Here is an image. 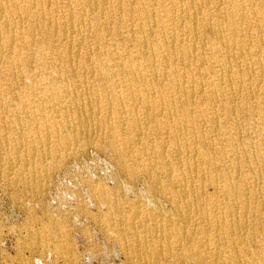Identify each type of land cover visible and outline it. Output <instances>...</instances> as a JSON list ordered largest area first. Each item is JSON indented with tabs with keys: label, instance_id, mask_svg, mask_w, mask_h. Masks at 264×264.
<instances>
[{
	"label": "bare ground",
	"instance_id": "6f19581e",
	"mask_svg": "<svg viewBox=\"0 0 264 264\" xmlns=\"http://www.w3.org/2000/svg\"><path fill=\"white\" fill-rule=\"evenodd\" d=\"M0 119L5 166L90 136L132 159L180 217L136 248L190 216L202 247L264 245V0H0Z\"/></svg>",
	"mask_w": 264,
	"mask_h": 264
},
{
	"label": "rangeland",
	"instance_id": "374dc122",
	"mask_svg": "<svg viewBox=\"0 0 264 264\" xmlns=\"http://www.w3.org/2000/svg\"><path fill=\"white\" fill-rule=\"evenodd\" d=\"M64 105L55 102L56 108ZM79 113L71 110L69 116ZM17 116L22 115L8 119ZM46 155L42 165L0 162V264H264V245L248 240L250 234L243 238L245 255L235 246L202 247L201 221L195 216L181 226L194 235L174 236L166 246L162 234H147V242L158 241L155 249L136 248L137 232L180 217L132 159L97 136ZM210 256L212 263L203 261Z\"/></svg>",
	"mask_w": 264,
	"mask_h": 264
}]
</instances>
